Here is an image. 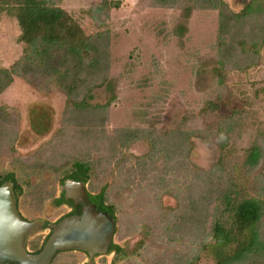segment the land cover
<instances>
[{"label":"rangeland","instance_id":"obj_1","mask_svg":"<svg viewBox=\"0 0 264 264\" xmlns=\"http://www.w3.org/2000/svg\"><path fill=\"white\" fill-rule=\"evenodd\" d=\"M52 1L87 33L105 32L108 77L91 92V109L75 114L65 108L61 90L37 77L14 76L0 95L10 115L0 140V176L14 173L23 208L52 222L65 212L50 205L62 176L73 160L89 161L86 189L106 188L115 209L114 241L124 252L116 264H211L203 244L210 240L206 218L213 207L200 205L206 195L195 175L216 164L221 150L215 130L234 108L264 126V96H255L264 88V45L257 64L225 65L221 85L215 10L113 0L119 5L103 12L109 0ZM224 1L241 13L248 0ZM252 16L234 30L236 40L260 32L262 17ZM17 35L15 21L3 14L0 66L18 59ZM129 129L152 134L155 148L143 140L123 144L119 133ZM180 132H194L186 157L171 155ZM255 136L256 124L236 132L230 140L236 139V156ZM255 173L262 186L255 193H264V155ZM202 218L204 224H197Z\"/></svg>","mask_w":264,"mask_h":264},{"label":"trees","instance_id":"obj_2","mask_svg":"<svg viewBox=\"0 0 264 264\" xmlns=\"http://www.w3.org/2000/svg\"><path fill=\"white\" fill-rule=\"evenodd\" d=\"M154 2L184 10L190 7L193 10L217 11L215 43L222 59L218 67L221 85L227 68L225 65L238 69L239 66L233 64L238 60L244 62L242 68L257 64L259 50L264 45V0H248L241 13L231 11L224 0ZM104 3L103 12L119 5L113 0ZM97 9L100 8H96L99 11ZM3 14L15 21L18 27L16 42L21 50L14 63L0 66V95L12 83L14 76L20 75L25 79L37 77L44 80L48 87L57 88L65 94L64 105L71 112L82 114L91 109L88 99L91 92L102 86L108 77V40L105 32L87 33L74 15L52 0H0V21ZM251 15L262 17L260 32L255 36L246 35L245 32L243 38L236 40L234 30L239 31L241 22ZM236 48L240 49L239 53ZM255 96H264V88ZM9 118L8 106L0 103V140ZM247 124H256V136L236 156V139L232 144L230 140ZM193 133H178L176 145L170 148L171 155L177 152L186 157L189 151L187 143ZM215 134L221 150L216 164L208 172L195 175L197 185L204 189L206 195L200 205L203 203L205 207H213L206 218H209L207 233L210 240L203 244V251L211 264H264V193H255L257 188H262L261 179L255 171L264 155V126L251 119L244 110L234 108L230 116L218 125ZM119 139L123 144L129 140H143L155 148L153 135L144 130H123L119 133ZM91 167L89 161L73 160L65 177L87 182ZM5 181H11L19 188L12 172L1 175L0 184ZM94 199L101 210L114 215L113 205H103L108 202L106 188L101 189ZM55 203L59 204L60 200ZM202 219L197 224H204L205 218Z\"/></svg>","mask_w":264,"mask_h":264},{"label":"flooded vegetation","instance_id":"obj_3","mask_svg":"<svg viewBox=\"0 0 264 264\" xmlns=\"http://www.w3.org/2000/svg\"><path fill=\"white\" fill-rule=\"evenodd\" d=\"M65 174L66 173H64L60 180L61 189L59 194L53 196L50 201L52 208H64L65 212L52 222L43 217H38L37 215L32 216V214L28 213V211L23 208V188L20 184L19 188L15 187L14 183L11 181H5L0 184V186L4 183L11 184L16 210L23 222L27 224L26 229L28 235L23 246L26 257L37 255L54 232V227L64 219L72 217L81 218L89 214L91 210H94L106 214L113 220L114 230L109 238V242L104 246V249L102 251L85 249L57 250L50 258L48 264H116L120 260H123L124 252L114 241L116 231L115 213L111 216L106 210H101L94 199L101 190L90 192L86 189V184L89 179L87 182L76 181L66 178ZM57 200H60L59 204L55 203ZM107 204L112 205L107 201L103 205L106 206ZM63 256H66L68 260H62L61 258H64ZM0 264H22V262L20 260L8 258L0 253Z\"/></svg>","mask_w":264,"mask_h":264},{"label":"water","instance_id":"obj_4","mask_svg":"<svg viewBox=\"0 0 264 264\" xmlns=\"http://www.w3.org/2000/svg\"><path fill=\"white\" fill-rule=\"evenodd\" d=\"M15 207V198L10 183L0 186V253L20 260L22 264H48L57 250L85 249L102 251L114 230L113 220L106 214L91 210L78 218L64 219L54 227V232L43 249L26 257L23 246L28 235Z\"/></svg>","mask_w":264,"mask_h":264}]
</instances>
